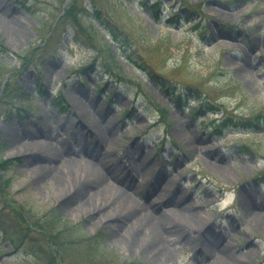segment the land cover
<instances>
[{
    "label": "rangeland",
    "instance_id": "1",
    "mask_svg": "<svg viewBox=\"0 0 264 264\" xmlns=\"http://www.w3.org/2000/svg\"><path fill=\"white\" fill-rule=\"evenodd\" d=\"M94 1L104 20L121 25L111 24L119 37L113 39L110 26L93 14V2L81 1L88 5L86 22L107 34L119 59L120 83L90 66L93 49L69 42L71 25L58 23L65 1L2 0L24 34L14 41L0 28V141L9 160L7 168L0 167V264H45L40 246L48 236L42 224L53 214L81 223L86 239L100 229L102 248L117 255L115 264H264V221L252 211L257 206L264 214V122L259 129L253 126L264 117V0ZM129 28L159 42L140 45ZM162 41L167 48L165 43L158 48ZM149 64L163 74L160 80L145 71L143 65ZM161 82L181 91L183 85L199 88L222 109L204 107L191 115ZM193 93L182 97L189 107L197 105ZM78 101L88 112L78 109ZM92 117L115 128L102 152L115 179H128V186L107 174L110 182L124 186L155 214L171 207L166 202L175 190L198 212L199 227L163 220L159 240L170 261L157 257L153 248L134 249L122 240V232L114 231L122 220L116 205L105 207L102 200L93 209L66 194L65 186L36 182L32 161L47 159L36 151L40 142L55 144L71 160L91 159L77 150L89 146L91 153L93 133L97 136ZM209 121L229 125L214 133L221 127ZM9 130L22 139L30 131L24 140H35L34 149L17 153ZM59 234V240L70 237L68 229ZM211 243L215 252L225 249L224 260L208 255ZM65 245L85 251L84 244Z\"/></svg>",
    "mask_w": 264,
    "mask_h": 264
},
{
    "label": "bare ground",
    "instance_id": "2",
    "mask_svg": "<svg viewBox=\"0 0 264 264\" xmlns=\"http://www.w3.org/2000/svg\"><path fill=\"white\" fill-rule=\"evenodd\" d=\"M20 23L17 16L9 15V9L4 8V3L0 0V28L6 29L14 41H18L24 34L23 31H21ZM77 107L82 112H88L87 108L80 101H78ZM91 120H95V118L92 117ZM111 126L113 127L112 124ZM95 127L97 129L95 131L97 136L92 132L93 137L91 142L94 140V144L91 148V153L89 152V146L77 150V152H86L90 155L91 159L88 160L84 159L80 162L75 159L71 160L63 155L53 143L40 142V145L36 144V151L41 152L47 158L44 159L40 157L37 161H32V167H30V169L34 171L37 170L35 177L36 182L42 185L44 182L52 181L58 184V189L65 186L68 188L66 194L75 195L78 203L83 206H93V209H98L101 206L100 201L102 200L104 201L105 207L112 204L116 205V213H118L122 220H120V222L117 221V230L114 231L122 232L124 235L122 240L124 239L127 245L134 249L140 247H145L146 249L153 248L155 249V255L157 257L166 262L170 261L171 254L167 246L159 240V238L164 235L163 233H165V231L162 230L163 220H165V217H169L174 223V226L180 228H182L184 223L189 224L190 227H199L195 221L198 212L194 211L191 203L187 202L186 197L181 196L178 192L171 196L169 200L171 207H169L168 210H163L155 214L149 210L148 207L144 206V204L140 205L130 193L126 192L124 186L110 182L108 175H110L112 179H115V175L113 174L112 167L107 166L106 156L102 152V146L104 143L107 144L109 142L110 137H108V134L111 136L115 128H108V126L105 125L107 129V131H105L104 124L99 120H95ZM9 134L11 135L10 138L12 143H14L13 147H15L17 153L22 152L23 149L24 152L34 149L35 140H24V138L30 134V131L24 134L23 139L16 130H9ZM134 161L137 170L140 169L141 164L138 159L135 158ZM36 162H42V164H36ZM105 169L106 171H104ZM77 170H79V176L75 175ZM63 171L65 173H63ZM68 173L71 175L69 178L70 181L65 178ZM83 175L89 176V179L86 180ZM80 177L84 179L81 180ZM165 178H167V176ZM115 180L122 184L124 183L126 187L128 186V179H118L116 177ZM73 203H75V201H73ZM131 203H133V205ZM249 203L252 205L251 200ZM127 204H130V208L124 210ZM252 211L259 215L261 221H264V214L260 212L257 206H255ZM124 227L126 229L125 232H123ZM120 235L121 234L116 233V237H121ZM215 243L217 244V242ZM216 244L213 245L211 243V245L207 247L208 255L214 258V260L219 259V261H222L224 260L223 255L226 256L225 249H221V253L218 252L219 250L215 252L214 249H216ZM232 264L234 263L232 262Z\"/></svg>",
    "mask_w": 264,
    "mask_h": 264
},
{
    "label": "trees",
    "instance_id": "3",
    "mask_svg": "<svg viewBox=\"0 0 264 264\" xmlns=\"http://www.w3.org/2000/svg\"><path fill=\"white\" fill-rule=\"evenodd\" d=\"M64 1L65 0H54L56 4H62ZM81 1L83 2V0ZM81 1L72 0L65 13L60 19H58V23L70 24L73 28V39L83 45H86L88 48H92L96 52L97 55L94 56V62L101 57L99 65L104 68V71L110 74L119 75L118 73L121 72V66L118 57L112 50L111 44L107 43L105 36L98 30L94 29L92 25H86L83 23L80 10L84 9V7ZM90 1L93 2V10L96 16L101 18L104 15V11L101 6L96 4L94 0ZM109 22L110 24L113 23L117 25V27H121V25H118L119 22L117 20ZM129 30L131 31L130 28ZM130 31L129 33L140 43V45H151L159 42V40L152 41L151 39H147L145 36H140V33L138 34L135 31ZM163 43L165 42L162 41L161 46H158V48H161L164 45ZM166 44L167 43L164 45L165 48H167ZM2 52L3 50L0 49V53ZM151 66L152 65H150V67ZM144 67L147 69L146 66ZM205 94L206 93L202 92L201 89H195V97L199 99L198 107H213L214 104L210 97ZM193 111L196 112L197 109L192 110V112ZM3 149V144H0V167L5 166V168H7L9 160L4 158ZM19 219H22V217H19ZM42 225L44 229L47 230L48 236L47 240L45 236V240H43V244L40 246V252L43 255L45 264H78L82 262L87 264L88 260H92L96 264H115L117 255L102 248V231L98 230L94 235L89 236V238L86 239V234L81 230L80 224H70L66 218L58 214L46 217ZM10 228L12 229V227ZM59 228L60 230L68 229L70 237L67 238L65 235H61L64 237V240H59L55 235V233L59 234ZM57 229L58 232H55ZM66 243H70L73 247L84 244L85 251L83 249L76 251L75 249L66 246ZM75 258L78 261H76Z\"/></svg>",
    "mask_w": 264,
    "mask_h": 264
}]
</instances>
